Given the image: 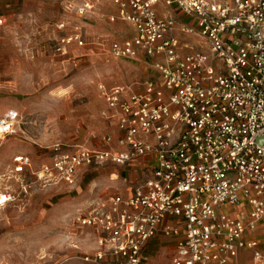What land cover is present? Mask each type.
<instances>
[{
	"label": "built area",
	"instance_id": "built-area-1",
	"mask_svg": "<svg viewBox=\"0 0 264 264\" xmlns=\"http://www.w3.org/2000/svg\"><path fill=\"white\" fill-rule=\"evenodd\" d=\"M97 2L69 0L64 10L83 18ZM109 5L107 20L133 29L110 42L109 54L141 60L151 73L137 87L98 84L100 115L109 127L99 145L54 143L36 167L27 154L15 156L11 171L20 189L0 190V207L29 183L73 184L87 169L145 158L141 176L125 179L79 214L95 242L83 264H141L144 247L158 234L175 237L169 264H237L242 250L261 261L264 0ZM73 42L85 44L77 26L57 49ZM19 129L17 111L0 115V137Z\"/></svg>",
	"mask_w": 264,
	"mask_h": 264
},
{
	"label": "rangeland",
	"instance_id": "rangeland-1",
	"mask_svg": "<svg viewBox=\"0 0 264 264\" xmlns=\"http://www.w3.org/2000/svg\"><path fill=\"white\" fill-rule=\"evenodd\" d=\"M68 1L0 0V115L12 109L20 118L17 133L0 137V190L20 189L11 171L17 155L27 154L36 167L54 143L99 145L109 127L100 115L98 84L137 87L148 76L143 61L109 54L113 39L133 34L124 21L107 20L110 0H98L83 18L64 10ZM60 20L67 29L56 28ZM75 26L85 44L58 50L59 38ZM115 169H87L73 184L29 183L0 207V264H82L94 237L77 218L112 191ZM152 241L143 264H169L172 246Z\"/></svg>",
	"mask_w": 264,
	"mask_h": 264
},
{
	"label": "crops",
	"instance_id": "crops-1",
	"mask_svg": "<svg viewBox=\"0 0 264 264\" xmlns=\"http://www.w3.org/2000/svg\"><path fill=\"white\" fill-rule=\"evenodd\" d=\"M144 66L147 67L146 65H144ZM147 68H148L147 75H149L151 73V70L149 69V67H147ZM144 159H142V158L137 159V160L132 161L130 164H127V165L108 164V165L103 166V167H109V166H115L116 167L115 170L110 172L111 180L114 181V183L112 184V187H111L112 191H114L115 187H119V186L123 185L125 179L127 181H134L139 176H141V171H142L141 166L144 162ZM147 159H149V157ZM100 168H102V167H100ZM99 169H97V170H99ZM88 170H90V169H88ZM102 196H104V195H102ZM156 237L163 241V243H164L163 247H167V246L171 247L172 246V248H171L172 252L171 253L173 254L174 248H175V237L165 236L163 234H160V235H156L153 238H156ZM152 239H150L148 241V243L146 244V246L144 247L143 255H144V251L146 250V247L149 245V243H151ZM94 245H95V242L93 240V247H94ZM259 246L262 249V251H264V239H261ZM172 254H171V256H172ZM143 255H142L141 264H143ZM171 256H170V258H171ZM237 264H264V259H262L261 261H256L255 259H253L251 251L242 250L240 252L238 258H237Z\"/></svg>",
	"mask_w": 264,
	"mask_h": 264
}]
</instances>
